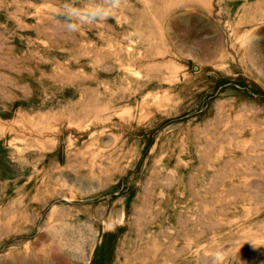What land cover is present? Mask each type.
<instances>
[{"label": "rangeland", "instance_id": "1", "mask_svg": "<svg viewBox=\"0 0 264 264\" xmlns=\"http://www.w3.org/2000/svg\"><path fill=\"white\" fill-rule=\"evenodd\" d=\"M0 264H264V0H0Z\"/></svg>", "mask_w": 264, "mask_h": 264}, {"label": "clouds", "instance_id": "2", "mask_svg": "<svg viewBox=\"0 0 264 264\" xmlns=\"http://www.w3.org/2000/svg\"><path fill=\"white\" fill-rule=\"evenodd\" d=\"M101 14L107 16V13H104L103 10H100V9L96 10V11H95L94 13H92L91 15H92V18H93V19H96V18H98V16L101 15ZM69 29H70L71 31H75V28H74L72 25H69Z\"/></svg>", "mask_w": 264, "mask_h": 264}]
</instances>
